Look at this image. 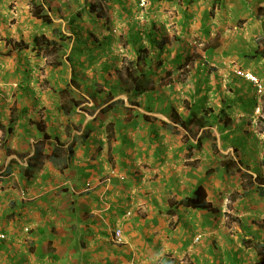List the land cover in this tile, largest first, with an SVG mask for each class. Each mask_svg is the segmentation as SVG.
<instances>
[{
	"label": "crops",
	"instance_id": "0c3cea01",
	"mask_svg": "<svg viewBox=\"0 0 264 264\" xmlns=\"http://www.w3.org/2000/svg\"><path fill=\"white\" fill-rule=\"evenodd\" d=\"M33 2L52 9V25ZM65 35L60 65L32 48ZM142 50L154 73L127 93ZM263 52L264 0H0V264H256L264 197L242 173L260 166L262 143L243 124L255 109L241 111L244 93L254 99L234 70L262 62L248 69L260 77ZM208 110L212 127L181 125ZM227 159L242 173H227ZM199 187L213 210L180 206Z\"/></svg>",
	"mask_w": 264,
	"mask_h": 264
},
{
	"label": "trees",
	"instance_id": "16d2710c",
	"mask_svg": "<svg viewBox=\"0 0 264 264\" xmlns=\"http://www.w3.org/2000/svg\"><path fill=\"white\" fill-rule=\"evenodd\" d=\"M86 2L92 1V0H85ZM46 3L40 4L33 2V7H32V14L33 16L40 20L44 25L48 26V25H52L53 24V19L50 16V13L52 11V9L50 7L46 8ZM95 5H93V2H90L89 4V11H91L92 9H95ZM93 12V10H92ZM61 41L64 42V38H57V39H47L46 37H41V38H36L32 44V48L35 51H38L39 53L42 52L43 50H47L49 53L54 54V52L57 50V48H60L61 45ZM163 45H166V43H163ZM15 50H19V51H23L26 48L29 47L28 44H25L24 42H20L15 44L14 46ZM162 50V49H161ZM263 59H264V52L260 55ZM57 65H60V63H58ZM56 65V66H57ZM133 66V69L128 68L127 69V79L131 80V83H123V86H125V90L127 93L132 92L133 90H136V92L138 93L139 91V87L137 86V80L138 79H147L150 78L153 75V66L152 65V59L150 57V54L148 52V50H142L139 52L138 58L135 62H132L131 64ZM143 65V68H140V66ZM136 78H138L136 80ZM148 80V79H147ZM149 81V80H148ZM148 83V82H146ZM135 92V93H136ZM69 103L73 104L74 106H79L80 103L75 102V100L71 99L69 101ZM136 105V103H134ZM70 107L67 108V106H64L63 109L65 110L64 112L67 114L69 113V109ZM69 109V110H67ZM209 112V113H208ZM203 115L202 116H198L196 117V115H194V117H196L194 120H189L188 123L182 121V126L187 128L188 125H195V127H197L199 130L207 127H212L213 125H215L218 121V116L214 115V111L213 110H208V111H203L202 112ZM212 113V114H210ZM145 119H147L146 121L149 122L150 118L149 117H145ZM228 120V119H227ZM226 120V121H227ZM158 120H155V122ZM10 131V129H9ZM8 131V132H9ZM211 138L213 140L214 134H210ZM5 137V136H4ZM50 139V137H48L47 135H45L44 140L48 141ZM59 144V142H57ZM61 150L59 148H55V153H54V158H58L61 157ZM74 155V150L73 147H70L67 150V159H71V157ZM225 171L227 173H231L230 170H232L233 168H236L235 173H242L241 169L238 167V165L233 161V160H228L222 163ZM235 166V167H234ZM243 177L244 179H246V187L249 189L248 191H254L257 192L258 195L260 197H264V180L261 179V176L259 175L257 180L253 179V176L249 175L246 172H243ZM247 193V192H246ZM208 195L207 192L205 190V188L203 187H199L198 189H196V191L194 192V194L192 196L186 197L185 199H183L180 202V206L181 207H186V208H190L193 210H213V205L211 203H208ZM255 248L257 249V255H258V261L256 264H264V244H256ZM167 264H174V262H168Z\"/></svg>",
	"mask_w": 264,
	"mask_h": 264
},
{
	"label": "rangeland",
	"instance_id": "374dc122",
	"mask_svg": "<svg viewBox=\"0 0 264 264\" xmlns=\"http://www.w3.org/2000/svg\"><path fill=\"white\" fill-rule=\"evenodd\" d=\"M105 1V0H104ZM102 13L105 15L106 13H104L103 11H102ZM221 36L222 35H220V34H217V36H216V38L215 39H212L211 41H207L208 42V44L210 45V46H212V47H214V46H217V45H219V44H221L220 43V40H222L221 39ZM174 41V43H176L175 41L176 40H173ZM64 42L65 43H60V45L61 46H63V49H65V48H67V46H71V42H72V38L71 37H69V36H66L65 35V38H64ZM67 43H68V45H67ZM187 44L189 45V46H192V48L194 49V50H196L197 48L198 49H200V50H202L204 47V45L206 44V43H204V45L203 46H201L200 45V43H195V42H192L191 40H189V41H187ZM70 48V47H69ZM69 48H67V50L69 49ZM61 51H64V50H60L59 48H57V50L54 52V54H49L50 56H49V60L51 61V64H53V66H56L58 63H61L60 61H62V57H64V55L62 56L60 53H61ZM152 53V52H151ZM203 55H198L197 56V54L195 53V54H193V57H191L190 59H189V61H191L190 63H194V62H196V60L198 59V57H202ZM154 58H155V56H154ZM66 60H68V59H66ZM246 59L244 60V63H245V66H243L242 64V66H241V69H244V70H248V69H250V70H254L255 71V68H257V67H262L261 66V64H262V62H258V63H256L255 61H253V62H251L249 65L248 64H246ZM190 63L189 62H186V64L187 65H189L190 66ZM248 63V62H247ZM191 64V65H192ZM211 64H213V63H211ZM187 65H185V67H184V69L182 70V71H179V74H180V78L181 79H186V78H188V76L190 75V71H189V67L187 68L186 66ZM213 65H215V64H213ZM246 66H248V67H246ZM215 67H216V65H215ZM58 68V67H57ZM57 68H55V69H57ZM238 68L237 67H235V70H234V73H236V70H237ZM250 70H248V71H250ZM226 72V73H225ZM176 73H178V72H176ZM215 73H218V74H220V75H227V74H229L230 73V70H229V68H228V70L227 69H221L220 67H218V70H217V72H215ZM237 77V76H236ZM261 78H263V80H264V74H262L261 76H260ZM237 78H239V77H237ZM244 82H246V86L248 87V92L251 94L250 96H251V98L252 99H254L255 101H256V104H255V101L254 100H250V99H248V93H244L245 94V97H244V99H242L243 100V104H241V105H247V107L248 108H245V107H241V111H243V112H246V111H248V109H252L254 106H255V109H254V111L252 112V114L253 115H249V117H247V118H245V119H242V121H244V123L243 124H247L246 126H247V128H250V130H252V129H254V130H252L253 132H255V135H256V137L261 141L260 143H262V144H260L258 147H257V149H258V153L256 154V156L258 157V158H260L259 159V162H260V166L259 167H255V166H253V168L252 167H244V169L245 170H247V171H249V172H251V174H254V175H257V176H259V174H260V176H261V179H263L264 180V95L263 96H260V97H257L256 96V90H255V86L252 84V83H250V82H247V81H244ZM42 90L44 91V89L42 88ZM224 90H226L227 91V88H225ZM242 91L241 92H244L243 91V89H241ZM255 90V91H254ZM253 91H254V93H253ZM253 95H255L256 97H257V99L253 96ZM227 120V119H226ZM227 123H232V119H228L227 121H226ZM231 125V124H230ZM251 132V131H250ZM3 136V135H2ZM1 136V137H2ZM3 140H4V138H3ZM0 143H1V141H0ZM229 159H227V160H225V161H228ZM224 161V162H225ZM235 167V166H234ZM233 171L235 170L236 171V168H233L232 169ZM254 170V171H253ZM251 174H249V175H251ZM251 176H253V175H251ZM258 178V177H257ZM255 180H257V179H255ZM252 245L250 244L249 245V247H251Z\"/></svg>",
	"mask_w": 264,
	"mask_h": 264
},
{
	"label": "built area",
	"instance_id": "2783aa9c",
	"mask_svg": "<svg viewBox=\"0 0 264 264\" xmlns=\"http://www.w3.org/2000/svg\"><path fill=\"white\" fill-rule=\"evenodd\" d=\"M147 5H148V0H140V7L145 8ZM236 75L252 83L256 87L259 96L264 95V83L254 73L248 70H243L241 68H238L236 70ZM5 238L6 236L4 234H0V240H4ZM114 239L116 244L118 245L123 244V236L121 230H116V232L114 233ZM200 239L201 237H198L196 240H200Z\"/></svg>",
	"mask_w": 264,
	"mask_h": 264
},
{
	"label": "clouds",
	"instance_id": "9594fccd",
	"mask_svg": "<svg viewBox=\"0 0 264 264\" xmlns=\"http://www.w3.org/2000/svg\"><path fill=\"white\" fill-rule=\"evenodd\" d=\"M148 2H149V0H148ZM139 6H140V0H139ZM148 6V5H147ZM146 6V7H147ZM145 7V8H146ZM140 8H142V7H140ZM142 9H144V8H142ZM244 70V69H243ZM252 72V71H251ZM253 73V72H252ZM235 74V76H237V77H239L238 75H236V73H234ZM255 74V73H254ZM256 75V74H255ZM257 76V75H256ZM258 78H260L259 76H257ZM240 78V77H239ZM241 79H243V78H241ZM244 80V79H243ZM260 80H262L261 78H260ZM246 81V80H245ZM248 82V81H247ZM262 82L264 83V81L262 80ZM255 90H256V95H257V97H260L259 95H258V93H257V89H256V87H255Z\"/></svg>",
	"mask_w": 264,
	"mask_h": 264
},
{
	"label": "bare ground",
	"instance_id": "6f19581e",
	"mask_svg": "<svg viewBox=\"0 0 264 264\" xmlns=\"http://www.w3.org/2000/svg\"><path fill=\"white\" fill-rule=\"evenodd\" d=\"M56 7V6H55ZM59 8V7H58ZM57 9V8H56ZM54 10V9H53Z\"/></svg>",
	"mask_w": 264,
	"mask_h": 264
}]
</instances>
